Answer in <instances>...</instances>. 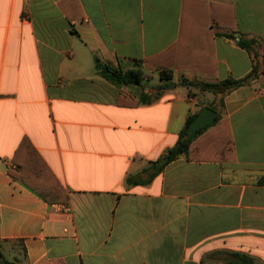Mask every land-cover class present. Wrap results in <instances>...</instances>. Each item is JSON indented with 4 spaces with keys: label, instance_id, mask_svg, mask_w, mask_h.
Masks as SVG:
<instances>
[{
    "label": "crops",
    "instance_id": "0c3cea01",
    "mask_svg": "<svg viewBox=\"0 0 264 264\" xmlns=\"http://www.w3.org/2000/svg\"><path fill=\"white\" fill-rule=\"evenodd\" d=\"M220 23L236 38L213 34ZM161 54L179 67L158 100L155 85L100 73L142 69L161 84V67L136 62ZM255 64L258 76L225 95L182 84L240 79ZM200 95L215 100L212 130L229 127L235 159L180 157L139 182L209 106ZM24 138L67 203L9 174ZM239 255L264 264V0H0V264H244Z\"/></svg>",
    "mask_w": 264,
    "mask_h": 264
},
{
    "label": "trees",
    "instance_id": "16d2710c",
    "mask_svg": "<svg viewBox=\"0 0 264 264\" xmlns=\"http://www.w3.org/2000/svg\"><path fill=\"white\" fill-rule=\"evenodd\" d=\"M211 6L213 7L214 4ZM212 32L213 34L223 35L227 38H236L238 33L237 30L227 28L221 23L212 27ZM255 43L256 41L254 39H247L244 37H240L238 40V44L250 52L253 51ZM163 56L164 54H161L159 56L147 57L143 60L136 61L138 65L143 64L146 67L162 68L161 78L164 80V83L152 87L156 90L155 100H158L165 90L175 86L172 68L179 67L178 64L174 63L164 64L162 62ZM100 73L109 81L123 86L138 85L141 87L144 80L142 69L122 72L113 69L109 65H100ZM257 76L258 66L255 64L253 71L240 79L230 77L218 82H196L183 79L182 84L185 86H195L201 92L225 95L242 85L250 83V81ZM214 102L215 100L206 103L209 107L216 110L217 106L214 105ZM196 115L197 113L189 116L186 124L180 131L177 143L167 148L156 161L152 162L150 166L144 170L146 173V181L139 182H151L167 165L180 157H186L189 160L208 161L235 159L234 140L229 127H222L217 131L212 130L213 126L221 123L222 117L218 115L212 123L190 133L188 129ZM13 162L16 164L17 169H10L9 174L38 193L45 201L48 203H67L69 201L66 189L28 138H24L20 143L13 157ZM128 181L133 183L138 182V180L133 177H129ZM239 257L244 260V264H254L253 260L246 255H239ZM6 263L8 262L6 261Z\"/></svg>",
    "mask_w": 264,
    "mask_h": 264
},
{
    "label": "water",
    "instance_id": "95a60500",
    "mask_svg": "<svg viewBox=\"0 0 264 264\" xmlns=\"http://www.w3.org/2000/svg\"><path fill=\"white\" fill-rule=\"evenodd\" d=\"M218 116V112L209 106H204L201 111L196 115L195 119L189 126L190 133L212 123Z\"/></svg>",
    "mask_w": 264,
    "mask_h": 264
},
{
    "label": "rangeland",
    "instance_id": "374dc122",
    "mask_svg": "<svg viewBox=\"0 0 264 264\" xmlns=\"http://www.w3.org/2000/svg\"><path fill=\"white\" fill-rule=\"evenodd\" d=\"M160 82V77L159 75H157L154 79L149 80L146 78V75H144V80H143V85L145 87L147 86H152V85H159L158 83ZM201 93V91H200ZM197 93H194V95L196 96ZM202 94V93H201ZM200 103H205L206 102V97H203L200 95Z\"/></svg>",
    "mask_w": 264,
    "mask_h": 264
}]
</instances>
